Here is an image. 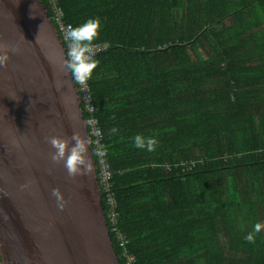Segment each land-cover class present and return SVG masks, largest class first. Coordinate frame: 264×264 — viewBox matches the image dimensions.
<instances>
[{
	"label": "trees",
	"instance_id": "1",
	"mask_svg": "<svg viewBox=\"0 0 264 264\" xmlns=\"http://www.w3.org/2000/svg\"><path fill=\"white\" fill-rule=\"evenodd\" d=\"M58 3L73 27L103 23L87 83L119 264L123 252L135 264H264V229L245 240L264 224V0ZM137 134L155 136L156 150L135 148Z\"/></svg>",
	"mask_w": 264,
	"mask_h": 264
},
{
	"label": "water",
	"instance_id": "2",
	"mask_svg": "<svg viewBox=\"0 0 264 264\" xmlns=\"http://www.w3.org/2000/svg\"><path fill=\"white\" fill-rule=\"evenodd\" d=\"M0 40L20 48L0 68V259L119 264L91 148L94 171L88 176L69 178L63 163L53 166L49 159L54 149L45 137L73 130L89 136L76 85L62 68L66 53L41 1L0 0ZM28 181L30 187L21 189ZM57 187L67 200L63 211L50 196Z\"/></svg>",
	"mask_w": 264,
	"mask_h": 264
},
{
	"label": "clouds",
	"instance_id": "3",
	"mask_svg": "<svg viewBox=\"0 0 264 264\" xmlns=\"http://www.w3.org/2000/svg\"><path fill=\"white\" fill-rule=\"evenodd\" d=\"M34 7L35 4L32 5V9ZM102 28L103 23L100 17H90L84 23L75 27L72 25L67 26L64 37L68 41V48L62 62V68L65 75L69 76L76 85H86L99 65V60L95 58L93 43L99 37ZM19 52V45L0 40V68H7L11 54H18ZM33 106L34 101L31 104V107ZM112 131L116 132L117 129H112ZM132 141L135 148L148 152L155 151L159 145V140L151 135L137 134L132 138ZM45 142L54 149L49 153L52 165L63 163L69 178L88 176L94 171L93 161L88 155L89 147L93 144L91 138H85L79 131L73 130L71 136L50 135L45 137ZM92 155L101 158L106 156V152L97 149L93 151ZM51 173L52 169H49V174ZM31 183V181H28L20 187L21 189H27ZM50 196L54 199L57 209L63 211L67 206V200H65L60 189L58 187L52 188ZM262 229H264V224L255 223L245 240L250 244H255L256 236Z\"/></svg>",
	"mask_w": 264,
	"mask_h": 264
},
{
	"label": "built area",
	"instance_id": "4",
	"mask_svg": "<svg viewBox=\"0 0 264 264\" xmlns=\"http://www.w3.org/2000/svg\"><path fill=\"white\" fill-rule=\"evenodd\" d=\"M47 5L51 14L50 21L53 22V24L56 27V32L58 34V37L62 43V46L64 48V51L66 53L68 48V41L65 40L64 33L67 29V26L70 24H67L63 20V13L61 10V7L59 6L58 0H46ZM105 48L103 45H93L94 53H98L102 51ZM76 85V84H75ZM77 92L79 95L80 104H82L84 111L88 114L87 119L85 120V125L87 128V133L89 138L93 140V144L90 146L91 151L93 153L94 150H102L104 151V147L102 144V133L98 125V121L95 118V109L91 102V96H90V90L88 87V83L84 86L76 85ZM96 178L99 186V191L101 192V197H104L105 203L108 209L107 217L109 218L111 222V231L115 232V199L113 196V193L110 191V178H111V172L109 170L108 164L106 163L105 157L97 158L96 156ZM186 166V165H185ZM118 241L125 242L123 236L120 234H117ZM124 259L125 264H135V258L133 255L128 254L127 252H123L122 255ZM0 264H4L2 260L0 259Z\"/></svg>",
	"mask_w": 264,
	"mask_h": 264
}]
</instances>
